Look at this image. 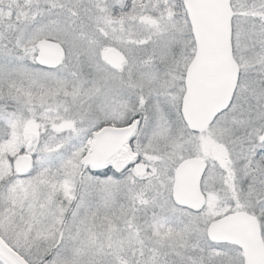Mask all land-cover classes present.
I'll return each instance as SVG.
<instances>
[{"label":"snow or ice","instance_id":"snow-or-ice-1","mask_svg":"<svg viewBox=\"0 0 264 264\" xmlns=\"http://www.w3.org/2000/svg\"><path fill=\"white\" fill-rule=\"evenodd\" d=\"M0 264H264V0H0Z\"/></svg>","mask_w":264,"mask_h":264}]
</instances>
